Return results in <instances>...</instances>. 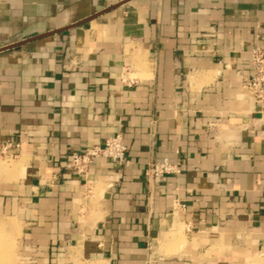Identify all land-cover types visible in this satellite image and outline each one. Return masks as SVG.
Returning a JSON list of instances; mask_svg holds the SVG:
<instances>
[{
	"label": "crops",
	"instance_id": "obj_1",
	"mask_svg": "<svg viewBox=\"0 0 264 264\" xmlns=\"http://www.w3.org/2000/svg\"><path fill=\"white\" fill-rule=\"evenodd\" d=\"M257 47L264 0H0V264H264Z\"/></svg>",
	"mask_w": 264,
	"mask_h": 264
},
{
	"label": "built area",
	"instance_id": "obj_2",
	"mask_svg": "<svg viewBox=\"0 0 264 264\" xmlns=\"http://www.w3.org/2000/svg\"><path fill=\"white\" fill-rule=\"evenodd\" d=\"M250 66L253 70V76L246 88L254 101L264 111V51L257 47L251 51ZM128 148L124 143L121 134L106 140L104 146H95L88 148L80 153L72 154L69 158L67 169L73 175L85 177L91 166L99 159L109 160L118 167L126 168L130 166L127 158ZM180 174L178 165L170 162H152L146 170L148 180H155L167 176Z\"/></svg>",
	"mask_w": 264,
	"mask_h": 264
},
{
	"label": "rangeland",
	"instance_id": "obj_3",
	"mask_svg": "<svg viewBox=\"0 0 264 264\" xmlns=\"http://www.w3.org/2000/svg\"><path fill=\"white\" fill-rule=\"evenodd\" d=\"M14 241L10 238L3 239L0 235V250H14ZM11 264V263H8Z\"/></svg>",
	"mask_w": 264,
	"mask_h": 264
}]
</instances>
